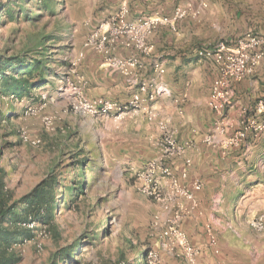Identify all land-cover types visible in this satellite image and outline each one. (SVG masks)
Masks as SVG:
<instances>
[{"label":"rangeland","instance_id":"obj_1","mask_svg":"<svg viewBox=\"0 0 264 264\" xmlns=\"http://www.w3.org/2000/svg\"><path fill=\"white\" fill-rule=\"evenodd\" d=\"M90 2L21 1L13 9L17 17L10 19L7 8L2 9L7 0H0V55L42 60L47 81L22 97L0 92L4 191L17 200L53 175L55 201L59 200L49 224L25 222L33 238L15 245L16 264H140L144 254V264H264V231L255 234L247 226L264 209V203L248 204L255 189L242 187L235 193L236 181L220 188L221 183L214 186L191 177L187 169L175 171L182 150L166 143L172 131L167 127L163 133L153 112L152 119L147 114L139 119L140 129L131 122L128 103L122 112L104 114L95 108L91 115L74 113L72 104L85 105L96 98L120 106L114 99L87 92V78L97 76L93 65L85 62L87 53L105 63L102 55L83 46L98 27L93 24L97 10ZM38 4H51L53 12ZM19 7L26 10V19ZM38 39L45 40L46 52L35 48ZM107 67L111 74L118 72ZM22 134L38 144L23 143ZM183 162L191 165L190 160ZM150 167L156 172L154 192L146 196L138 186ZM196 182L200 189L190 201L186 196ZM65 190L72 191L63 194ZM71 198L74 202L66 208ZM183 236L193 248L190 260L180 245ZM65 247L68 258L59 256Z\"/></svg>","mask_w":264,"mask_h":264},{"label":"crops","instance_id":"obj_2","mask_svg":"<svg viewBox=\"0 0 264 264\" xmlns=\"http://www.w3.org/2000/svg\"><path fill=\"white\" fill-rule=\"evenodd\" d=\"M90 1L91 9L97 10L93 20L97 26L106 25L122 9L128 11L130 19L148 17L158 20L171 16L177 7L192 6L193 12L189 16L169 25H159L147 39L152 52L138 57L141 68L136 82L118 72L111 74L103 60L87 53L85 62L93 65L97 74L95 80L87 78V92L94 97L114 99L124 107L136 96L138 100L130 106L131 122L140 129L141 125H137L139 119L153 112L167 124L174 142L182 150L175 171L187 169L191 177H202L204 183L213 182L214 186L221 183L220 188L223 183L236 181L235 193H239L242 187L253 188L255 192L250 195L248 204L253 207L263 204L264 128L249 131L239 149L225 150L221 143L246 119L264 123L260 106L264 100V48L256 72L232 86L222 116L207 106L210 89L218 77L217 69L198 53L219 41L233 47L245 33L262 34L264 0ZM194 12L196 17L192 16ZM126 54L125 49H119L118 56L125 57ZM157 65L164 70L162 74L156 71ZM141 86L145 91H140ZM217 127L225 128L227 133L220 134ZM153 130L159 135L157 128ZM209 135L212 143L207 144L205 139ZM183 160H190L191 165L186 167Z\"/></svg>","mask_w":264,"mask_h":264},{"label":"built area","instance_id":"obj_3","mask_svg":"<svg viewBox=\"0 0 264 264\" xmlns=\"http://www.w3.org/2000/svg\"><path fill=\"white\" fill-rule=\"evenodd\" d=\"M205 6V3L201 4ZM264 6V1H263ZM193 12L192 7L186 9L176 8L171 16L163 17L160 19L153 18H128V11L122 9L117 15L111 18L106 25H99L90 36L84 42V48L91 49L96 53L102 55L105 63L118 71L121 75L128 78L132 82H136V70L141 68L139 56H148L152 52V47L147 44V39L153 34L159 25H169L172 22L182 20L188 14ZM193 17L197 16V13L192 14ZM106 26V27H104ZM120 48L126 50V56H118ZM264 48V32L260 35H254L252 33H245L233 47L228 46L226 43L219 41L215 43L211 48L202 50L198 53L201 58H204L213 63L217 69L218 77L213 83L207 106L215 114L222 116L225 107L228 105L229 92L235 84L242 82L247 76L256 72L260 62L263 58ZM156 71L162 74L164 70L160 66H155ZM140 91H145V87L141 86ZM138 98L128 103L129 106H134ZM1 106V104H0ZM260 106L264 113V100L261 101ZM72 109L75 112H83L84 114L95 113V108H99V111L108 113L111 110L122 112L126 107L117 106L107 101H103L101 98H96L92 102L85 103V105L72 104ZM148 112L149 119H152L154 115ZM44 126L46 130L51 129V123L45 120ZM160 130L163 133H167V125L160 123ZM218 128V127H217ZM229 126L226 127L228 129ZM264 128V123H259L256 119L249 118L241 122L240 128L230 133L224 141H222V148L238 149L242 146L246 139V135L249 131H261ZM225 128L217 129L220 134L227 133ZM23 143H29L37 145L38 140H29L25 135H21ZM206 143H212L210 137L205 139ZM166 143L174 148V140L172 133L166 136ZM146 173L145 181L141 186H138V190L146 195L153 196L154 189H151V185L155 183L154 177L156 172L153 167ZM168 173L167 170L163 171ZM185 176V173H183ZM154 188V187H153ZM200 189L198 182L193 183L191 192L187 194V199L192 200L194 192ZM248 228L255 234L262 233L264 231V209L252 220L247 222ZM23 228H30L29 223L21 224ZM33 225L31 224V227ZM180 245L183 249L184 256L189 259L192 258L193 248L188 244L186 238L183 236L180 240ZM190 260V259H189Z\"/></svg>","mask_w":264,"mask_h":264},{"label":"trees","instance_id":"obj_4","mask_svg":"<svg viewBox=\"0 0 264 264\" xmlns=\"http://www.w3.org/2000/svg\"><path fill=\"white\" fill-rule=\"evenodd\" d=\"M21 1L31 2L32 0H7V4L2 6V9L7 8V15L10 19L17 17L13 9L15 3H20ZM47 1L49 0H39V3L44 2L47 5ZM45 4L43 7L38 4L37 8H42L46 12L52 13V5L49 4V7H47ZM18 11L19 15H23L24 19H26V10L19 7ZM39 17L37 16V18ZM39 47L43 48L42 52H46L45 40H37L35 48L38 49ZM31 51L34 50H30L29 53ZM44 64L42 60L37 58L0 55V92L22 97L28 95L35 88L42 87L47 83L44 75ZM1 117H4L3 114ZM1 121L2 119L0 118ZM78 165L74 166V170ZM4 177L5 172L0 170V264H16L19 261V257L14 248L15 245H21L33 238V230L23 228L21 224L29 221L36 222L35 224H49L54 216L53 211L57 208V202L59 203V200L55 201L57 179L51 175L49 179L37 185L28 194L17 200H11L10 194L4 191ZM83 185L84 182L81 181L79 183L80 188H83ZM71 191L65 190L63 194H69ZM79 192L82 193V189ZM73 202V198L71 200L68 199L66 208H69ZM68 249L69 247L62 248L59 256L68 258L70 253ZM143 258H145V254L144 256L142 255L140 264H144Z\"/></svg>","mask_w":264,"mask_h":264}]
</instances>
